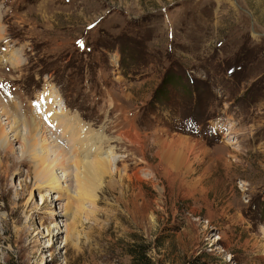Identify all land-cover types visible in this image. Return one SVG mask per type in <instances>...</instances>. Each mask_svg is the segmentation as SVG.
I'll return each mask as SVG.
<instances>
[{
	"label": "rangeland",
	"instance_id": "374dc122",
	"mask_svg": "<svg viewBox=\"0 0 264 264\" xmlns=\"http://www.w3.org/2000/svg\"><path fill=\"white\" fill-rule=\"evenodd\" d=\"M0 39V264H264V0H0Z\"/></svg>",
	"mask_w": 264,
	"mask_h": 264
},
{
	"label": "bare ground",
	"instance_id": "6f19581e",
	"mask_svg": "<svg viewBox=\"0 0 264 264\" xmlns=\"http://www.w3.org/2000/svg\"><path fill=\"white\" fill-rule=\"evenodd\" d=\"M2 29V28H1ZM4 38V37H3ZM1 40V39H0ZM12 62V61H11ZM18 64V63H17ZM54 99V98H53ZM55 100V99H54ZM57 104H61V103H58V102H55V105H53L55 108H56V115L58 114L59 116H63V115H65L66 113L64 112V110H65V108L63 107V106H58ZM6 107V106H5ZM59 108V109H58ZM5 114V113H4ZM6 115H9V114H7V112H6ZM7 117V116H6ZM10 116H8L7 118H9ZM13 120V119H12ZM18 120V119H17ZM23 120V119H22ZM35 120V119H34ZM33 120V121H34ZM7 121H8V119H7ZM17 122H19V121H17ZM17 122H14L15 124L14 125H16L17 124ZM35 122H37V121H35ZM6 123V122H5ZM19 123H21V122H19ZM23 124L24 123H30L31 125L33 124V122H32V120H30V122H28V120H27V122L26 121H23L22 122ZM7 125H9V122L7 123ZM26 125L27 124H25L24 126L26 127ZM29 125V124H28ZM34 125V124H33ZM32 125V126H33ZM19 126V125H18ZM32 126H29V127H31L32 128ZM1 125H0V129H1ZM9 127H10V125H9ZM13 128H15V126H12V127H10V129L11 130H13ZM16 129V128H15ZM38 129H40L39 127H38ZM34 130V129H33ZM14 132V131H13ZM34 131H29V132H27V130H26V133L28 134V135H30V136H32L33 138H34V136L35 135H37V134H35L34 135V133H33ZM162 132V131H161ZM81 133H82V131L80 132V134L78 135V138H81L80 137V135H81ZM42 134V133H41ZM83 134V133H82ZM165 134V133H164ZM91 135V134H90ZM229 135H232V132H230L229 133ZM15 136V135H14ZM82 136V135H81ZM100 138H98V142H96V143H92V140H91V138L93 139V138H95L96 136H93V135H91V137L90 136H87L86 138L88 139H86V140H83V142L81 143H76L73 139L70 141V144H72V148L71 149H69L70 151H71V153H73V154H75L74 152L76 151V149H74L75 147L77 148L79 145H80V147H81V150L82 151H91V150H95V149H97V150H99L100 149V145L102 144L101 142H102V139L106 136H104V135H102L103 136V138L101 137V135H98ZM15 137H17V134H16V136ZM28 137V136H27ZM84 137V136H83ZM166 137H167V135H166ZM19 137H17V139H18ZM32 138V139H33ZM29 139H30V137H29ZM169 139V138H168ZM45 140H47V139H45ZM172 142H171V147L173 146V149L175 148V150L177 149H179V148H182V147H187V148H190L191 149V152L190 153H192V151H201V150H203L204 149V147H203V145H201L199 142H196V141H193V140H191V139H189V138H186V137H182V136H179V135H176L175 134V136L172 138ZM34 141V140H33ZM37 141V140H36ZM133 141V143L136 145V144H139V141L136 139V138H134V140H132ZM35 142V141H34ZM52 143V142H51ZM30 144V143H29ZM32 144V143H31ZM36 144V143H35ZM53 144V143H52ZM232 144H234V142L232 143ZM58 145V144H57ZM56 145V147L58 148V146ZM29 146V145H28ZM54 146V145H53ZM139 146V145H138ZM33 147H34V145H33ZM74 147V148H73ZM9 149V148H8ZM78 149V148H77ZM169 148H167L166 149V151L168 150ZM171 149V148H170ZM173 149H171L170 151H169V153H175V150H173ZM183 149V148H182ZM190 149L187 151V152H189L190 151ZM165 151V150H164ZM166 151L164 152L165 153V155H166ZM111 152H112V150H111ZM179 152V151H178ZM177 152V153H178ZM162 153V152H161ZM168 153V154H169ZM195 153V152H194ZM199 153V152H198ZM167 154V155H168ZM100 155H102L101 157H99V160L100 161H98V162H94V161H92V162H85V161H82V159H81V161L83 162L82 164L81 163H78V162H72V164H74L75 165V167H76V179L78 178V175H80V174H82L80 177H81V179L83 180V182L84 183H89V182H91L92 181V171L93 170H95L96 172H98V173H100V174H103V173H111L112 171L108 168V166H106L105 164L106 163H110L111 162V160H110V157H111V153H108V154H106V152H101L100 153ZM110 155V156H109ZM175 155V154H174ZM179 154H177V156H178ZM74 156V155H73ZM72 156V157H73ZM72 157H70V158H68V159H65L66 160V163L64 164V162H62L61 163V166H65V165H68L69 163L68 162H70V160H72V159H74V157L72 158ZM175 157V156H174ZM173 158V157H172ZM181 157H179V159H180ZM183 158V157H182ZM112 159V158H111ZM57 160H59V159H57ZM57 160H56V163H57ZM92 160H95L94 158L92 159ZM176 160H177V157H176ZM181 160V159H180ZM63 161V160H62ZM76 161H79L78 159L76 160ZM99 163V164H98ZM112 163V162H111ZM64 164V165H63ZM96 164H98L99 166H97ZM60 166V165H59ZM34 174H35V177L36 178H40L41 180H44L45 182H49V183H52V182H54L55 183V185H56V187H57V193L56 194H50V195H48L46 198H48L49 199V201H45L44 200V202L46 203H51V204H54V206H56L57 204H58V202L59 201H62L63 199H64V194L66 193V189H64V187L62 186V184H61V180H58L55 176H52L51 175V173L50 172H48V171H44V170H42L41 169V167H37V168H35V171H34ZM49 174V175H48ZM63 182V181H62ZM78 185H79V188H78V193L80 194V195H84L83 194V190H84V187H83V184L81 183V182H78ZM48 193V192H47ZM45 198V199H46ZM67 210H68V208H67ZM55 216H56V214H54V213H52V214H50V217L49 218H47V219H43L44 220V223H52L54 220V218H55ZM5 220V219H4ZM2 221V220H1ZM2 223V222H1ZM64 227H66V230H65V232L64 233H66L67 234V239H68V234L70 233V230H71V227H70V225H67V226H64ZM53 228L54 229H57L58 228V226L57 225H54L53 226ZM63 233V231H61V230H59V231H57V233L55 234L54 233V231L53 230H51V229H49V231H48V236L51 238V237H53V235H56V237H57V239H59V237L61 236V234Z\"/></svg>",
	"mask_w": 264,
	"mask_h": 264
},
{
	"label": "trees",
	"instance_id": "16d2710c",
	"mask_svg": "<svg viewBox=\"0 0 264 264\" xmlns=\"http://www.w3.org/2000/svg\"><path fill=\"white\" fill-rule=\"evenodd\" d=\"M167 79H169V84H171L174 80L173 77L170 76H168ZM171 99L172 96L167 97L165 94L161 98L157 96L155 101L156 103H162L163 105L167 106L169 105ZM128 254L132 259V264H153L151 258L149 257V250L142 244L135 243L129 248Z\"/></svg>",
	"mask_w": 264,
	"mask_h": 264
}]
</instances>
